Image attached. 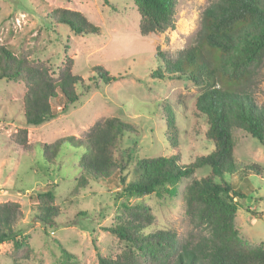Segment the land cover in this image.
Returning a JSON list of instances; mask_svg holds the SVG:
<instances>
[{
  "label": "rangeland",
  "instance_id": "obj_1",
  "mask_svg": "<svg viewBox=\"0 0 264 264\" xmlns=\"http://www.w3.org/2000/svg\"><path fill=\"white\" fill-rule=\"evenodd\" d=\"M211 3L212 0H177L175 30L144 37L133 0H0V45L16 56L33 65L45 64L56 76L70 59L73 73L85 79L98 65L120 77L86 96L81 107L63 113V105H55L56 119L28 128V152L16 142V134L24 126L26 85L0 81V204L17 202L22 206L17 225L34 250L29 260L18 264H59L64 248L77 255L80 264H98L97 251L116 256L125 249L122 242L104 230L114 224L121 201L115 197L120 190L116 180L95 182L90 189L76 192L74 180L79 169L74 166L75 158L69 155L68 164L60 171L45 160L44 146L68 136L86 139L97 123L121 117L142 127L140 137H127L123 145L127 149L136 141L135 155L139 158L178 155L183 164H190L214 150L204 136V120L193 115L199 88L184 77L158 78L155 74L164 67L159 51L176 60L181 52L197 44L203 13ZM45 8L78 11L100 32L96 36L75 35L65 25H49L45 22L48 18L43 17ZM245 85L255 103L264 108V62ZM163 103L172 106L180 131L174 147L165 133ZM152 111L157 117H152ZM233 139L239 164L262 167V175L241 170L226 176L246 196L238 200L236 227L243 240L264 248V146L239 129L233 130ZM133 167L134 163L128 168V181L133 179ZM210 173L208 167L198 170L173 190L174 197L153 195L132 203L148 205L155 215L156 230H170L180 243H186L202 232L186 215V188L193 179L200 180ZM52 187L60 215L56 225L47 229L36 218L35 193ZM12 250L11 243L0 245V264H14L10 259Z\"/></svg>",
  "mask_w": 264,
  "mask_h": 264
},
{
  "label": "trees",
  "instance_id": "obj_2",
  "mask_svg": "<svg viewBox=\"0 0 264 264\" xmlns=\"http://www.w3.org/2000/svg\"><path fill=\"white\" fill-rule=\"evenodd\" d=\"M141 17L139 30L144 37L175 30L177 0H133ZM43 10V9H42ZM49 25L69 27L75 35L96 36L100 28L78 11L43 10ZM163 66L155 72L158 78L189 79L201 91L193 115L204 120L205 138L214 150L183 164L178 155L139 158L136 141L123 148L124 139L140 137L141 128L121 117L94 125L86 139L68 136L43 147L44 158L62 170L69 155L75 158L79 174L74 191L90 189L95 182L116 180L120 201L114 224L104 230L125 245L122 253L104 256L97 251L98 264H264V248L247 243L236 227L238 200L246 198L242 190L226 180L244 170L262 175L259 165H241L235 155L233 130L239 129L264 146V108L258 106L248 90V82L264 62V0H212L204 11L198 42L181 52L178 59H168L158 52ZM56 76L45 64L33 65L11 49L0 45V81L23 82L26 94L22 106L23 127L16 134L17 144L28 152L31 144L28 128L40 127L57 118L54 106L62 112L81 107L84 98L103 85L120 80L103 66L90 70L88 79L73 73V61ZM220 85V86H219ZM169 144L176 146L180 131L169 104H162ZM152 117H157L156 112ZM136 138V139H137ZM77 152L72 155L71 152ZM58 161V162H57ZM134 163L133 179L128 181V168ZM211 173L193 179L184 198L186 215L201 234L186 243L167 229L153 226L152 209L141 202L156 195L174 197L184 181L203 168ZM66 175V174H63ZM219 180V181H218ZM38 222L49 229L60 215L55 188L35 193ZM22 206L17 202L0 204V245L11 243L14 264L27 261L34 254L17 223ZM59 264H80L78 256L62 249Z\"/></svg>",
  "mask_w": 264,
  "mask_h": 264
}]
</instances>
